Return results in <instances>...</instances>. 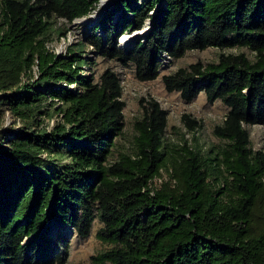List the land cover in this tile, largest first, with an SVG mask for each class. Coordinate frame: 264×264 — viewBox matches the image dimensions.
<instances>
[{
	"label": "trees",
	"instance_id": "trees-1",
	"mask_svg": "<svg viewBox=\"0 0 264 264\" xmlns=\"http://www.w3.org/2000/svg\"><path fill=\"white\" fill-rule=\"evenodd\" d=\"M99 2L0 0V264H60L68 232L86 237L96 220L106 248L94 264H264V151L244 127L264 126V0H112L84 39L62 53L46 47L55 21ZM235 46L252 57L221 52L161 77L184 101L204 92L228 108L213 131L224 146L166 152V112L149 101L133 152L112 159L121 79L96 75L94 55L149 81L163 55Z\"/></svg>",
	"mask_w": 264,
	"mask_h": 264
},
{
	"label": "rangeland",
	"instance_id": "rangeland-1",
	"mask_svg": "<svg viewBox=\"0 0 264 264\" xmlns=\"http://www.w3.org/2000/svg\"><path fill=\"white\" fill-rule=\"evenodd\" d=\"M93 13L81 18L79 21L75 20L73 23H67L64 20L55 21L46 37V47L56 53H62L68 44H73L81 38L84 39L88 35L89 29L96 24L95 21L99 18L98 15L93 21L87 22L85 18H89ZM143 28L138 31H142ZM135 31L122 34L118 39V46L125 49L126 47L123 45L122 40L124 37H132ZM61 33L65 35H61ZM142 33L140 38L146 32L142 31ZM132 39L130 44L135 41L134 38ZM221 52L245 53L248 57H252L248 49L237 46L223 49L208 47L203 50H189L178 59L163 55L158 68L159 76L154 80L140 81L135 77L134 69L131 65L121 66L117 61L94 55L96 75L110 68L121 79L122 100L125 104L123 109L124 127L121 135L115 141L112 159L120 152H133V143L136 135L134 124L141 120L144 108L148 106L149 101L157 102L160 108L166 112L164 133L166 152L177 150L178 146L186 143L187 146L199 149L208 155V152L209 154L210 152L214 153L224 146V141L216 137L213 131L217 125H221L228 108L220 100H215L212 103L208 102L204 92H200L191 101H184L181 99L179 92L166 91L161 78L163 74L171 73L181 67H187L197 61L202 63L216 62ZM184 115L195 122L192 128H189L184 121ZM56 118L55 116L49 120L50 126ZM244 127L249 133L251 148L264 151V126L245 125ZM162 175L164 178L167 177L165 171L162 172ZM99 226V222L97 220L94 221L90 234L86 237H80L70 230L67 235L69 239L68 252L60 264H94L91 257L106 248L95 236Z\"/></svg>",
	"mask_w": 264,
	"mask_h": 264
},
{
	"label": "bare ground",
	"instance_id": "bare-ground-1",
	"mask_svg": "<svg viewBox=\"0 0 264 264\" xmlns=\"http://www.w3.org/2000/svg\"><path fill=\"white\" fill-rule=\"evenodd\" d=\"M102 8H103V4L101 3V4H99L98 5V9L97 10H95V12L92 14V15H90V17L89 18H85V20H87V22H90V21H93L94 20V18H97L98 17V15H100V13H101V10H102ZM100 9V10H99ZM80 20V19H79ZM78 20V21H79ZM143 30H144V28H143ZM142 30V31H143ZM142 31H140V33L142 32ZM132 37H124V39L122 40V42H123V45L127 48V47H129L130 46V42H132Z\"/></svg>",
	"mask_w": 264,
	"mask_h": 264
},
{
	"label": "water",
	"instance_id": "water-1",
	"mask_svg": "<svg viewBox=\"0 0 264 264\" xmlns=\"http://www.w3.org/2000/svg\"><path fill=\"white\" fill-rule=\"evenodd\" d=\"M101 3L103 4V8L101 10V12H102L105 8H107L108 6H110L112 4V0H100L99 4H101ZM76 20H79V19H76ZM150 24H151V22L149 20L146 21L143 32L148 31ZM142 34H143L142 32L140 33V31L136 30L134 35L132 36V38H134L135 40L139 39Z\"/></svg>",
	"mask_w": 264,
	"mask_h": 264
},
{
	"label": "built area",
	"instance_id": "built-area-1",
	"mask_svg": "<svg viewBox=\"0 0 264 264\" xmlns=\"http://www.w3.org/2000/svg\"><path fill=\"white\" fill-rule=\"evenodd\" d=\"M165 56V55H164ZM164 64V63H163Z\"/></svg>",
	"mask_w": 264,
	"mask_h": 264
}]
</instances>
